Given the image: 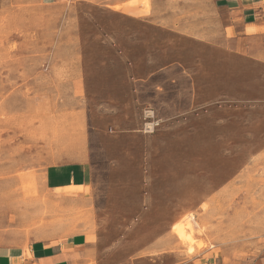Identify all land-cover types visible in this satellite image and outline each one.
Masks as SVG:
<instances>
[{
  "label": "rangeland",
  "instance_id": "374dc122",
  "mask_svg": "<svg viewBox=\"0 0 264 264\" xmlns=\"http://www.w3.org/2000/svg\"><path fill=\"white\" fill-rule=\"evenodd\" d=\"M72 3L60 15L0 0V232L15 241L86 232L107 264H255L264 253V41L226 34L223 0ZM67 35L87 72L88 193L44 185L50 136L73 103L35 72L66 50L56 40ZM147 105L163 120L153 134L141 132ZM178 223L192 225V244L174 233Z\"/></svg>",
  "mask_w": 264,
  "mask_h": 264
},
{
  "label": "crops",
  "instance_id": "0c3cea01",
  "mask_svg": "<svg viewBox=\"0 0 264 264\" xmlns=\"http://www.w3.org/2000/svg\"><path fill=\"white\" fill-rule=\"evenodd\" d=\"M73 0H18L30 9L71 11ZM229 10L226 34L234 41L259 39L264 41V0H223ZM66 43L51 52L50 64L37 68L36 80H48L55 89L67 90L70 103L65 105L64 123L58 133L50 136L49 163L45 169L44 185L50 192L88 193L93 185L89 116L83 90L87 72L82 64L75 36H58ZM36 83L38 84V82ZM67 104V103H66ZM154 107L153 105H150ZM155 108V107H154ZM156 109V108H155ZM37 234V233H35ZM0 264H107L99 258L98 244L86 232L68 235H40L29 241H15L0 232ZM109 264H136L127 259ZM171 264H209L203 257H180ZM255 264H264V253Z\"/></svg>",
  "mask_w": 264,
  "mask_h": 264
},
{
  "label": "built area",
  "instance_id": "2783aa9c",
  "mask_svg": "<svg viewBox=\"0 0 264 264\" xmlns=\"http://www.w3.org/2000/svg\"><path fill=\"white\" fill-rule=\"evenodd\" d=\"M162 121L158 111L154 107L147 105L142 112L141 132L153 134L161 126Z\"/></svg>",
  "mask_w": 264,
  "mask_h": 264
},
{
  "label": "bare ground",
  "instance_id": "6f19581e",
  "mask_svg": "<svg viewBox=\"0 0 264 264\" xmlns=\"http://www.w3.org/2000/svg\"><path fill=\"white\" fill-rule=\"evenodd\" d=\"M77 4V3H76ZM145 4V3H144ZM193 218V215L189 216V220ZM9 220V219H8ZM185 223V222H184ZM184 223H178L174 226L173 230L174 233H176L180 239L188 242V244H192L193 243V235L191 234V232H189L190 230L193 229L192 225L188 223V225H185ZM193 233V232H192ZM185 243V242H184ZM189 247V246H188Z\"/></svg>",
  "mask_w": 264,
  "mask_h": 264
}]
</instances>
